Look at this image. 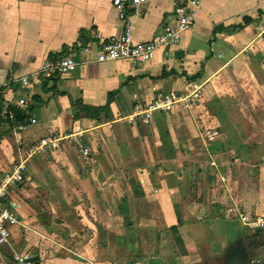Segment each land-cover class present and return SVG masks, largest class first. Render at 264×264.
Segmentation results:
<instances>
[{
    "label": "crops",
    "instance_id": "0c3cea01",
    "mask_svg": "<svg viewBox=\"0 0 264 264\" xmlns=\"http://www.w3.org/2000/svg\"><path fill=\"white\" fill-rule=\"evenodd\" d=\"M174 3L142 0L133 39L176 28ZM122 33L112 0H0V178L26 159L3 200L16 220L0 264H263L264 229L241 218H264V0H202L151 60L97 62ZM63 55L75 71L17 81ZM161 91L195 99L133 117L134 95ZM53 133L57 147L26 157ZM174 202L201 205L170 215Z\"/></svg>",
    "mask_w": 264,
    "mask_h": 264
},
{
    "label": "built area",
    "instance_id": "2783aa9c",
    "mask_svg": "<svg viewBox=\"0 0 264 264\" xmlns=\"http://www.w3.org/2000/svg\"><path fill=\"white\" fill-rule=\"evenodd\" d=\"M173 14L177 21L176 28H166L161 32L155 34L148 41H135L132 37V16L141 15L142 0H112V5L117 11V16L123 23V33L119 37H112L106 42L101 43L100 50L96 55L97 62L115 61L120 59H130L136 63H145L151 60L157 49L161 47H168L179 42L181 32L187 29L194 21L197 9L202 0H174ZM129 11V12H128ZM132 15V16H131ZM84 51H88L85 47ZM78 62L70 55H63L57 60H46L37 72L29 76H23L17 79L23 85L37 83L40 80L49 79L55 76L64 75L75 71ZM135 108L133 117H142L146 120L152 118L154 112H169L171 109L180 103L192 104L195 96L190 95H176L170 92H157L154 98L150 101L134 95ZM17 104L25 111L29 110L28 99L21 97ZM12 117V113H10ZM35 117H30V122H33ZM26 124L15 125V132L24 129ZM60 140L58 136L53 133L48 137L39 140L37 143L29 145L25 150L26 157H31L36 153L43 152L49 147H57V142ZM18 147L22 146L21 141H17ZM89 154V149L84 150V155ZM25 160L15 164L10 173L0 178V244L7 243L11 237V232L8 224L16 220L14 213L3 203V200L8 196L9 190L22 180L25 171ZM242 221L245 225L253 229H264V218L243 216ZM14 260L16 264H40L32 259L30 253L23 255H15ZM264 264V263H263Z\"/></svg>",
    "mask_w": 264,
    "mask_h": 264
},
{
    "label": "rangeland",
    "instance_id": "374dc122",
    "mask_svg": "<svg viewBox=\"0 0 264 264\" xmlns=\"http://www.w3.org/2000/svg\"><path fill=\"white\" fill-rule=\"evenodd\" d=\"M256 169L259 170V167H257ZM236 175V174H235ZM129 176V175H128ZM206 203V202H205ZM137 205V204H136ZM201 204H195V203H173V206H174V211L173 213H171L170 215H197L198 213V208L200 207ZM139 206V204H138ZM141 206V205H140ZM207 209H209L208 207L211 206V204H208V205H204ZM124 208V211H123V215H149V212H145V209L143 210H140L142 209V207L139 208V210H131V208L129 209V205L126 203V204H123L122 206ZM127 208V209H126ZM134 211V212H133ZM208 213V212H207ZM207 213H205V215H208ZM153 215H160L159 214V211L155 209V212H153ZM199 215H202V213H200ZM160 227V225H159ZM148 232V231H147ZM162 231L160 230L159 233H161ZM249 235H251V233L253 234L254 232H252L251 230L248 231ZM140 234V233H138ZM146 234V232H145ZM254 237V236H253ZM139 238H142L143 240L144 239H147V236L145 235H139ZM178 249L180 250L181 249V245H178ZM180 252V251H178ZM108 254H111V252H108ZM149 254V253H148ZM189 255V254H188ZM110 256V255H109ZM186 257H188L186 255ZM127 258H130V257H127ZM129 261H134V260H128V264H129Z\"/></svg>",
    "mask_w": 264,
    "mask_h": 264
},
{
    "label": "trees",
    "instance_id": "16d2710c",
    "mask_svg": "<svg viewBox=\"0 0 264 264\" xmlns=\"http://www.w3.org/2000/svg\"><path fill=\"white\" fill-rule=\"evenodd\" d=\"M13 113H14V112H13ZM17 115H18L20 118L22 117L21 121L24 120L23 118H24L25 116H21L18 112H17ZM19 124H23V122H21V123H19Z\"/></svg>",
    "mask_w": 264,
    "mask_h": 264
},
{
    "label": "water",
    "instance_id": "95a60500",
    "mask_svg": "<svg viewBox=\"0 0 264 264\" xmlns=\"http://www.w3.org/2000/svg\"><path fill=\"white\" fill-rule=\"evenodd\" d=\"M37 257H32V259H36Z\"/></svg>",
    "mask_w": 264,
    "mask_h": 264
}]
</instances>
